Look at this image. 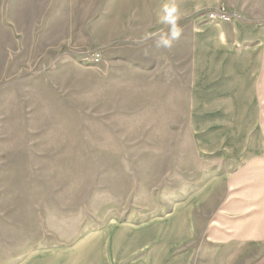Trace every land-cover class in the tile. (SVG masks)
Returning <instances> with one entry per match:
<instances>
[{
    "label": "rangeland",
    "instance_id": "1",
    "mask_svg": "<svg viewBox=\"0 0 264 264\" xmlns=\"http://www.w3.org/2000/svg\"><path fill=\"white\" fill-rule=\"evenodd\" d=\"M158 2L0 0V264L159 220L191 223L169 252L189 264H264V154L189 207L215 163L193 148L186 103L145 77L151 48L134 41ZM220 2L264 15V0ZM186 47L185 32V70Z\"/></svg>",
    "mask_w": 264,
    "mask_h": 264
},
{
    "label": "crops",
    "instance_id": "2",
    "mask_svg": "<svg viewBox=\"0 0 264 264\" xmlns=\"http://www.w3.org/2000/svg\"><path fill=\"white\" fill-rule=\"evenodd\" d=\"M166 2L159 0L155 6L147 32L163 30L158 16ZM177 2L185 14L182 34L167 49H157L151 40L145 42L151 53L145 54L150 59L144 71L149 84L159 86L162 100L186 103L193 148L200 159L214 160V176L206 189L191 196L192 208L205 195L210 196L220 174L254 170L262 161L264 15L250 17L228 7L236 11L230 21L211 20L206 12L221 4L220 0ZM105 49L102 53L109 56ZM192 235L188 221L170 230L163 220L139 225L112 223L81 236L74 245L39 248L15 264H189V253L169 252Z\"/></svg>",
    "mask_w": 264,
    "mask_h": 264
},
{
    "label": "clouds",
    "instance_id": "3",
    "mask_svg": "<svg viewBox=\"0 0 264 264\" xmlns=\"http://www.w3.org/2000/svg\"><path fill=\"white\" fill-rule=\"evenodd\" d=\"M184 15L177 0H168L162 5L158 16V23L163 26V30L145 32L134 43L143 45L151 40L157 49L171 48L173 41L178 40L182 34L181 21ZM97 59H99L98 56Z\"/></svg>",
    "mask_w": 264,
    "mask_h": 264
},
{
    "label": "built area",
    "instance_id": "4",
    "mask_svg": "<svg viewBox=\"0 0 264 264\" xmlns=\"http://www.w3.org/2000/svg\"><path fill=\"white\" fill-rule=\"evenodd\" d=\"M207 16L211 20H218V21H230L236 14L230 10L227 6L224 4H219L218 6L208 10ZM97 56L99 59H97ZM91 59L95 62L100 61L101 55L100 53H94L91 55Z\"/></svg>",
    "mask_w": 264,
    "mask_h": 264
}]
</instances>
